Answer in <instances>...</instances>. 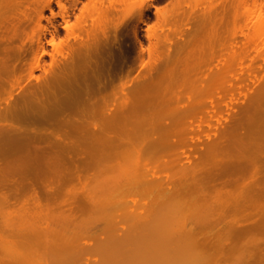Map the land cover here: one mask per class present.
Returning a JSON list of instances; mask_svg holds the SVG:
<instances>
[{
	"label": "bare ground",
	"instance_id": "bare-ground-1",
	"mask_svg": "<svg viewBox=\"0 0 264 264\" xmlns=\"http://www.w3.org/2000/svg\"><path fill=\"white\" fill-rule=\"evenodd\" d=\"M126 1L0 0V264H148L164 253V263L155 260L179 264V252L189 246L206 259L191 261L187 253L181 264L185 258L218 264L235 255L241 264H264L262 64L259 70L254 57L239 72L211 59L198 75L201 84L213 83L218 72L221 92L214 94L222 103L197 90L182 97L178 68H145L139 32L146 8L132 29L138 63H130L118 29L108 38L106 24L94 22L113 18ZM250 10L244 15L261 55L264 0H254L256 20ZM141 197L157 202L153 212L142 208L150 202L141 204ZM179 201H188L194 215L192 209L207 212L187 228L189 214L178 221ZM103 211L113 215L104 223ZM208 211L217 216H204ZM99 213L105 215L99 219ZM167 220L170 228H162ZM155 236L157 244L148 245ZM109 240L116 243L112 250ZM179 243L187 250L179 251ZM105 245L110 251L101 259Z\"/></svg>",
	"mask_w": 264,
	"mask_h": 264
},
{
	"label": "rangeland",
	"instance_id": "rangeland-1",
	"mask_svg": "<svg viewBox=\"0 0 264 264\" xmlns=\"http://www.w3.org/2000/svg\"><path fill=\"white\" fill-rule=\"evenodd\" d=\"M245 1L248 2V5H247V2H245ZM253 3H254V0H128V1H126V4L123 5L122 3H120L117 6V9H118L117 15L114 16L113 18H111V17L106 18V17H102L100 15V19L95 18L94 22L95 23L99 22L100 25L106 24L105 26H107V32H108L106 36L108 38H112L116 34L115 30L118 29V31H119L118 32L119 33L118 34V36H119L118 40L123 42L124 46L125 45H127L128 47L130 46L129 47V50H130L129 51V57L131 59L130 63L134 64L133 61H135V62L137 61L136 63H138L137 59L139 58L140 50H139L138 46H136L137 44H136L135 39L132 35V29L134 26L138 25V20H139L138 12H139V10L141 9V7L146 8L147 9L145 12L146 16L144 17L145 23L143 25H141V29L139 32V38L143 43V48H144L143 59H144V65H145L147 72H150L153 69V67H155L156 72H157V69H166L167 68L169 71H171L172 69H173V71H175L174 69L178 68L179 69V79H178L179 83L178 82L177 83L181 88L177 87V91L179 92V94L183 95V96L182 95H179V96L184 97L186 95V97H187L188 95H191L194 97L197 94V92L203 93V94L207 93L208 95L212 93L213 95H215L214 92L216 94L217 93L220 94V92H221V90L219 91V89L217 87V76H215V75H217L218 72L216 70H214L215 74L211 75L212 79L210 76V79L213 80V83H211L212 81H209L208 79H206L205 80L206 82H203L201 84L200 79H199L200 77L198 75L199 73L200 74L203 73V70L206 69L204 66L207 63H209V61L211 59L216 61V63H215L216 65H218L219 61L223 59L224 62H228L230 67H232L234 64V67H233L234 70L233 71L241 72L240 71L241 68H243L245 65H246V67H249L251 65V61L255 57L254 61H255L256 67L260 70L258 65L262 64V66L261 65H259V66L264 68V63H263L264 62V60H263L264 51H263V53L261 52L262 53L261 55H258V54L256 55V52H255L256 50L254 47L255 46L254 38H253V35L255 33L254 28H252V27L250 28L249 26H247L248 25L247 16L244 15V12L246 9H251L250 14H252L253 17L255 16V18H252V19L256 20V14L253 15L254 11L252 10ZM245 5H247V6H245ZM156 8L160 10L159 14L156 13ZM245 14L247 15V12H245ZM248 14H249V12H248ZM46 16H49V14L46 13ZM110 20H113V25L110 24ZM88 21L89 20H87L86 23ZM42 24L46 25V21H43ZM78 24L80 25V28H82V29L86 28V27H84V26H86L85 21L80 22ZM70 25L73 26V28H76L77 23L73 19L71 21ZM64 37H65V35L62 34L58 39H65ZM101 39H105V37H103ZM166 39H169L167 41V43H169L170 46L167 45L166 43L161 42V41L164 42ZM233 41H236L237 43H236L235 47L231 48L229 45H231V43ZM58 45H59L60 51H63L64 48L60 44V41H59ZM166 45H167V48H169V49L166 48ZM168 59H170L169 60L170 62H173L174 68H173L172 63L167 64ZM176 60L179 62H177ZM252 63H253V61H252ZM117 64H118V62H117ZM161 64L162 65L164 64V65L162 66ZM175 64H176V67H175ZM167 65H168V67H167ZM157 66H158V68H157ZM170 66H172V69L170 68ZM252 67H255L254 64ZM263 68H261V69H263ZM125 70H126V67H125ZM159 71L160 70H158V72ZM176 73H178V72L176 71ZM135 75L136 74L134 72L132 77H134ZM204 77H205V75L202 76V78H204ZM203 84H205V86L206 85L207 86L205 87V86H203ZM179 90L182 92H180ZM196 90H197V92L194 93V91H196ZM191 92L193 95L189 94ZM199 93H198L197 97H199ZM241 95H242V93H240V97H238V98H240V102H241V97H242ZM238 96H239V93H238ZM215 97H217V95H215ZM219 99L220 98H218L217 101H220L219 104H221L222 103L221 99L220 100ZM203 124H204L203 131H205V132L208 131L207 127L205 126L206 124L205 123H203ZM200 132H202V131H200ZM200 132L198 131V134H201L203 136V140H206L205 139L206 137L204 135L205 132H204V134L200 133ZM211 132H213V131H211ZM166 172H168L167 169H166ZM171 172H173V171H170V173ZM181 172H183V168L179 166V174H184ZM229 190H231L232 193L235 192V190L232 188ZM145 199H147V200H145ZM142 200H143V202L141 204H143L144 201H147V202H145V204L149 203V202L150 203L146 204L145 207L144 206L142 207V205H141V207L148 209L147 206L149 205L148 207H150V209L152 208V211L151 210L150 211L153 212L154 211L153 209L156 207V205H154L155 203L153 204V202H156V201H151V199H149V197H141V200L139 202H141ZM187 202L188 201H179V207L177 206V208H179L178 209L179 211L178 210H176V211H177V213H179V215H178L179 220L178 221H180L181 225L186 221V223L183 224V226L185 225L188 228V227H190V225H189V224H191L190 222H193L194 218L197 217V214H199L200 212H203L205 209L204 210L202 209L200 211L192 209L194 211V213L198 212L197 214L195 213L196 215H194V214H192L193 212L191 211V208L186 209V208H188ZM212 202H210V204L212 203L211 205H217V207H220L224 203H226L227 201H212ZM228 202L230 203L232 201H228ZM152 205H153V207H152ZM169 205L173 206L172 204H169ZM171 206L169 207V209L166 208L169 211V213H170V211H172V210H170ZM175 206L176 205H174L173 207H175ZM214 207H216V206H214ZM142 208H139V209H142ZM145 209H144V211H145ZM140 211H143V210H140ZM176 211H175V213H176ZM186 211H187V213H185ZM103 212L105 213V211H103ZM146 212H149V211L146 210ZM206 212H204V216L207 215V217L210 216V218L212 216L211 219H213L215 216H217L216 211H214V212L208 211V213L211 212L210 214H208V213L206 214ZM169 213H168V215H170V216H168L166 214L168 217H171V215L173 216V214H171L172 212L170 214ZM105 214L108 215V216L106 215L107 219L105 218L104 221H102L103 219L99 220L100 223H101V221L104 223L105 221H107L108 219H110L113 216V215H111V213L109 214V212H107V211ZM188 214L190 216H192V215H194V216L190 217V216H188ZM104 215H103V213H101V214L99 213L98 218L101 219ZM200 215H201V213L198 215V217ZM115 216H116V213H115ZM184 216H186V217L188 216L187 220L185 219V221L183 220ZM157 217H159V216H156V220H157ZM86 218L88 219L89 217L88 216L85 217L84 220H87ZM162 218H166L165 214L162 215L161 218H159L157 221L156 220H154V221L159 222V220H161ZM178 218H175V220ZM168 219H170V218H168ZM172 219H170V220L172 221ZM126 220H128V219H126ZM133 220H135V219H133ZM133 220H132V218H130V221L133 222ZM175 220L173 222H176L175 225L178 226L179 224L177 225L178 222ZM181 220H183L184 222H182ZM169 221L168 220H167V222L161 221V222H163L162 228L163 227L165 228L164 223L168 228L167 224ZM187 221H189V224H187ZM125 223L129 224L131 222H129V220H128V222H125ZM128 224H126L127 227H128ZM135 224L136 223L131 225L132 228H134ZM172 224L173 223H170L169 226ZM157 225H159V223ZM131 226H129L128 228L132 229V228H130ZM183 226H181L182 229L186 228V227L183 228ZM159 227H161V226H159ZM179 231H181V229H179ZM152 239L154 241L155 240L157 241V239H160V238L156 237V239H155V238L150 237V240H149L150 244L147 243L150 246H151V243H153V242H151ZM169 240L170 239H168V241H166L168 243H167V245L166 244L165 245L170 248V246H168V244L169 243H170V245H172V244H171V242H169ZM105 241H107V240H104V242ZM179 241L182 242V240H179ZM101 242L103 243V241H100L99 243L101 244ZM111 242L112 241L109 242V245H112L114 241L112 242V244H111ZM159 242H160V240H159ZM105 243H103V245ZM106 244H108V242ZM154 244H157V242ZM118 245H119V243H118ZM179 245L183 246L185 244L179 243ZM150 246L148 247V250L146 249L147 247L144 246L145 251H143V252H145V253H147V251L149 252ZM97 247H99V246H97ZM105 247H106V245L103 248L104 250H101V253H99V250H97L98 253L100 254V256L98 254L99 258H101V255L103 256V251H105L107 248H109V246L106 248ZM167 247L166 248L164 247L165 250L167 249ZM185 247H186L185 250H187V248H188L187 245H185ZM116 248L114 247V249H116ZM171 248L173 249V246ZM180 248H181V250L178 248L179 251L184 250L183 249L184 246L180 247ZM191 248L192 247L189 246L190 250L188 249V251H186V253H184L185 251H183L182 254L185 256L187 253H190V255H187L189 260H191V261L193 259L197 260V258H199V257H196L197 251L194 252L196 249L193 248V249H195L193 251V249H191ZM101 249H102V247H101ZM112 249H113V245H112L111 250ZM168 249L165 252L168 253L169 252ZM172 249L170 251H172ZM109 251L110 250H107L105 252H109ZM162 251H163L162 253H164V250H162ZM191 251H193V253H195V254L193 255V253ZM172 252H171V255H172ZM191 253H192V255H191ZM182 254H180V252H179V254L177 256V257H179V262H180L179 264H181L182 257H184V256H182ZM158 255H157V257H158ZM163 255L164 256L163 257L161 256V258H160V255H159V258H156V256L152 255L149 262L151 264H160L159 261H157V260H159V259L161 260L163 258V261H165L164 257H167V255L165 253ZM171 255H170V257H171ZM95 256H96V254H95ZM190 256H191V259H190ZM192 256L195 258L192 259ZM153 257H155V258H153ZM204 257L199 258L200 260H198L197 262L198 263L204 262V259H206V257L205 258ZM99 258H97V260L100 261L102 258L101 259H99ZM233 258H235L236 260ZM233 258L231 257L232 260L229 258L230 259L229 261L225 260L226 262H220L219 261L218 264H241V263H239L240 259L238 256H237L238 260L236 258V255ZM155 259H157V260H155ZM169 260H170V258H169ZM185 260H187V259L185 258ZM185 260H184V264H189V262H188L189 260L187 261L188 263L187 262L185 263ZM163 261L161 260V263ZM191 261H190V263H191ZM93 262H95V260ZM149 262H148V264H149ZM165 263H167V262H165ZM172 263H174V262L170 261V264H172ZM124 264H126V263H124ZM174 264H176V262Z\"/></svg>",
	"mask_w": 264,
	"mask_h": 264
}]
</instances>
